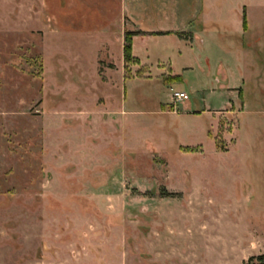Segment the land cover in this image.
<instances>
[{
  "label": "rangeland",
  "instance_id": "374dc122",
  "mask_svg": "<svg viewBox=\"0 0 264 264\" xmlns=\"http://www.w3.org/2000/svg\"><path fill=\"white\" fill-rule=\"evenodd\" d=\"M121 4L0 0V264H260L264 0H219L216 27H241L245 7L248 33L192 60L140 42L134 6L158 3ZM221 85L241 99L206 95L236 105L206 112Z\"/></svg>",
  "mask_w": 264,
  "mask_h": 264
},
{
  "label": "crops",
  "instance_id": "0c3cea01",
  "mask_svg": "<svg viewBox=\"0 0 264 264\" xmlns=\"http://www.w3.org/2000/svg\"><path fill=\"white\" fill-rule=\"evenodd\" d=\"M121 8L122 11H125L126 4L125 0H121ZM143 1L148 2H154L158 3V5L150 6L149 7V16H143L144 14L140 15L141 13L145 12L144 7L141 4H136L134 6V11L132 17L129 19L131 20V24L135 26L136 31L143 33L144 35L141 36L142 41L144 42L147 40H150L148 43L155 42L156 38H163L165 40H173L177 44V46H180L184 50H188L189 60L194 59L193 58V51H201L203 49L214 46H220L223 47L224 50L230 49L232 46V40L233 36H241L243 39L248 33L249 25H248V18L246 15L245 7H243L242 10V21H241V27L236 26L231 28L230 31H225L222 29L221 31L216 27V25L219 23H222V20L214 10L215 4L219 0H189V1H196L199 2L201 7L200 10L197 12H194L192 15L185 16V17H177L172 14V11L169 10L170 5L167 3L172 2V0H134V2L141 3ZM142 10V12H141ZM245 19V27L243 26V20ZM213 27V28H212ZM235 29V30H234ZM161 34V35H157ZM136 39V38H135ZM221 43H226L229 45L222 46ZM134 44V46H133ZM132 46L135 50V41ZM133 52V50H132ZM134 56L141 59L140 57H137L135 55V51L133 52ZM132 55V56H133ZM201 54H197L198 58ZM207 61V59H206ZM185 70H191V67H184ZM176 77V76H175ZM227 91H236L238 93L239 98L241 99L242 95V88L241 87H228V86H219L217 89H208L204 92L202 96V102L204 105V110L206 112L208 111H221L226 109L228 106H233L234 103L228 104L224 109H214L209 108V106H206L205 104V96L211 95L213 96L214 93H224ZM184 92V91H181ZM189 100V97L186 101ZM185 102V101H184ZM181 102V103H184ZM236 106V105H234ZM189 112H200V111H185L186 113Z\"/></svg>",
  "mask_w": 264,
  "mask_h": 264
},
{
  "label": "trees",
  "instance_id": "16d2710c",
  "mask_svg": "<svg viewBox=\"0 0 264 264\" xmlns=\"http://www.w3.org/2000/svg\"><path fill=\"white\" fill-rule=\"evenodd\" d=\"M243 26L245 27V19L243 20ZM137 33L133 32H125L124 34V45H123V60L124 63L128 64L132 62V37L135 36ZM161 35V34H157ZM258 261L260 264H264V256L259 257Z\"/></svg>",
  "mask_w": 264,
  "mask_h": 264
},
{
  "label": "built area",
  "instance_id": "2783aa9c",
  "mask_svg": "<svg viewBox=\"0 0 264 264\" xmlns=\"http://www.w3.org/2000/svg\"><path fill=\"white\" fill-rule=\"evenodd\" d=\"M172 99L175 103H180L186 101L188 99V96L184 92L174 91L172 93Z\"/></svg>",
  "mask_w": 264,
  "mask_h": 264
}]
</instances>
